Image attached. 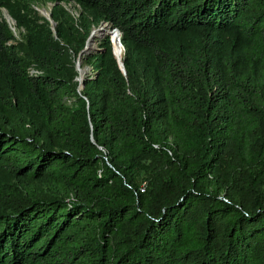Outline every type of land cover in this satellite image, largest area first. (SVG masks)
Listing matches in <instances>:
<instances>
[{
  "label": "trees",
  "instance_id": "obj_1",
  "mask_svg": "<svg viewBox=\"0 0 264 264\" xmlns=\"http://www.w3.org/2000/svg\"><path fill=\"white\" fill-rule=\"evenodd\" d=\"M0 264H264V0H0Z\"/></svg>",
  "mask_w": 264,
  "mask_h": 264
},
{
  "label": "water",
  "instance_id": "obj_2",
  "mask_svg": "<svg viewBox=\"0 0 264 264\" xmlns=\"http://www.w3.org/2000/svg\"><path fill=\"white\" fill-rule=\"evenodd\" d=\"M37 11L40 13V9L38 7H36ZM2 13H3V17L5 18V20L10 23V22H13L11 16L9 15V13L7 12V10L5 8L2 9ZM41 14V13H40ZM44 17H46L50 23H51V27L52 29L54 30V26H55V22L52 20L51 18V13L49 11V14L48 15H43ZM105 27V28H104ZM106 27H109V25L107 23H101L99 26H97L96 28H101L103 29L105 32H114L117 34V39L119 41V45L122 46L121 42H120V31L115 29V28H112V29H106ZM95 28L91 31L90 35L88 36L87 40H86V43H85V46L83 47V49L78 53V56H77V61H76V69L78 70V77L76 78V80L78 81V87H77V91L78 93L81 92V90L83 89L84 87V76L80 75V63H81V57H83L85 54H87L90 50H94V51H99V48L98 47H92L91 44H92V34L94 32ZM110 34V33H109ZM123 48V46H122ZM115 55H116V58L117 60L120 62V49L119 51H115L113 49ZM89 68V66H86L85 69H86V72L85 74L87 73V69ZM84 74V75H85Z\"/></svg>",
  "mask_w": 264,
  "mask_h": 264
},
{
  "label": "rangeland",
  "instance_id": "obj_3",
  "mask_svg": "<svg viewBox=\"0 0 264 264\" xmlns=\"http://www.w3.org/2000/svg\"><path fill=\"white\" fill-rule=\"evenodd\" d=\"M51 6H52V4L51 3H44V4H41L40 6H38V8L40 9V10H42V9H45V10H48V12L50 11V9H51ZM66 7L71 11V12H73L74 14H76V10H75V8L74 7H72V6H70V5H66ZM42 15V14H41ZM106 29H109V27H107ZM95 31H103L102 33H100V36H99V38L97 37V38H92V47H98V42H99V40L102 38V37H104L106 34H111V32H105L103 29H95L94 30V32ZM94 32H93V34H94ZM16 34V37H17V39L19 40V35H18V33H15ZM113 34L114 33H112V36H113ZM111 36V37H112ZM78 56V55H77ZM77 56L76 57H74V55H73V58H74V62L75 61H77ZM81 64V63H80ZM81 66V68H84V67H86V66H88V65H80ZM85 69V68H84ZM30 71H35L34 69H30ZM91 73V69L90 68H88L87 69V73L84 75V77H86L88 74H90Z\"/></svg>",
  "mask_w": 264,
  "mask_h": 264
},
{
  "label": "bare ground",
  "instance_id": "obj_4",
  "mask_svg": "<svg viewBox=\"0 0 264 264\" xmlns=\"http://www.w3.org/2000/svg\"><path fill=\"white\" fill-rule=\"evenodd\" d=\"M40 13L42 15H48L49 14L48 10H45V9L40 10ZM96 29H101V28H96ZM102 32L103 31H95L94 34H92V38H97V37L99 38L100 33H102ZM112 33H114V32H112ZM112 33L110 34L111 36H112ZM111 41H112V44H113V49L115 51H119V49H120V54H121L122 46L119 45V41L117 39V34L116 33H114L113 36L111 37ZM91 46H92V44H91ZM79 67H80V75L84 76V74L86 72V69H84L85 67L84 68H81V66H79Z\"/></svg>",
  "mask_w": 264,
  "mask_h": 264
},
{
  "label": "built area",
  "instance_id": "obj_5",
  "mask_svg": "<svg viewBox=\"0 0 264 264\" xmlns=\"http://www.w3.org/2000/svg\"><path fill=\"white\" fill-rule=\"evenodd\" d=\"M31 73H38L37 71H31ZM91 74V73H90Z\"/></svg>",
  "mask_w": 264,
  "mask_h": 264
}]
</instances>
